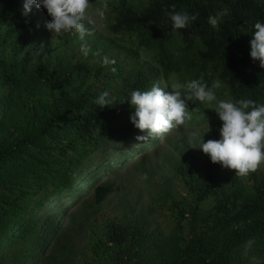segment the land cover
I'll return each instance as SVG.
<instances>
[{
  "label": "trees",
  "instance_id": "obj_1",
  "mask_svg": "<svg viewBox=\"0 0 264 264\" xmlns=\"http://www.w3.org/2000/svg\"><path fill=\"white\" fill-rule=\"evenodd\" d=\"M24 2L0 0V264L38 262L61 222L45 226L38 211L48 199L31 206L34 196L48 192L54 200L95 152L138 132L127 96L150 89L158 73L165 81L174 74L183 82L203 77L209 86L219 79L217 92L227 99L264 103V68L249 55L254 24L264 21V0L113 1L109 28L136 49L124 47L117 55L99 49L92 65L31 57L40 46L31 43L34 22L23 14ZM172 5L198 14L197 20L173 30L165 11ZM225 8L229 14L217 31L209 18ZM139 49L152 54L154 67L139 61ZM105 56L115 64L104 65ZM105 90L114 104L99 107L94 101ZM190 103L191 111L202 110L201 102ZM186 174L190 204L168 192L162 196L174 221L169 237L146 243L139 223L107 220L108 242L102 244L97 231L90 239L102 264H154L147 248L156 264H249L245 251L261 254L256 264H264V175L253 172L244 183L209 156L205 169ZM112 190L111 184L97 186L94 204ZM210 196L215 203L203 207Z\"/></svg>",
  "mask_w": 264,
  "mask_h": 264
},
{
  "label": "rangeland",
  "instance_id": "obj_2",
  "mask_svg": "<svg viewBox=\"0 0 264 264\" xmlns=\"http://www.w3.org/2000/svg\"><path fill=\"white\" fill-rule=\"evenodd\" d=\"M113 1L116 0H108V5ZM99 3L100 0H91L93 8ZM30 14L34 22L31 43L40 46L33 49L31 57L48 56L59 64L70 61L72 64L83 62L92 65L98 60L93 56L99 49H106L109 55L122 53L124 47L126 50L136 49L131 40L111 32L107 15L103 21H97V30L88 37L91 52L84 56L80 51V43L71 35H65L62 44H55V37L52 40V33L45 27L51 18L44 8L33 5ZM138 55L142 64L155 66L150 52L139 49ZM173 76L183 82V77L179 75H171L165 81L161 73H158L154 79L155 84L168 86ZM217 95L218 99H227L218 92ZM187 103L191 119L185 125L158 138L149 136L148 130H139L134 135L118 139L114 146L95 152L85 161L60 196L54 200L48 192L34 196L31 206L44 198L48 199L41 208L43 211H38V215L41 212L45 214V226L52 225L55 220L61 222L56 237L49 242L36 264H102L91 251L90 239L97 231L102 244L108 242L104 225L110 219L139 223L146 233V243H151L153 238L160 242L169 237L174 221L162 196L168 192L179 201L186 200L188 204L193 201L189 185L191 181L186 173L205 169L208 155L190 146L198 140L192 133L196 129L203 132L208 120L210 130L204 133L203 141L218 140L222 124L215 110L205 108L206 105L202 103L200 112L191 111L190 101ZM235 171L231 169L232 176H235ZM255 173L264 175V164ZM235 177L247 183V177ZM108 184L113 186L111 194L101 204L95 205L94 189ZM214 203L215 198L210 196L202 205L211 207ZM187 220L188 217L183 223L184 234L187 231ZM145 252L150 254L147 257L149 262L156 264L152 261L159 259L153 257V250L147 248ZM244 254L249 264L259 263L263 259L259 253L248 255L245 251Z\"/></svg>",
  "mask_w": 264,
  "mask_h": 264
},
{
  "label": "clouds",
  "instance_id": "obj_3",
  "mask_svg": "<svg viewBox=\"0 0 264 264\" xmlns=\"http://www.w3.org/2000/svg\"><path fill=\"white\" fill-rule=\"evenodd\" d=\"M33 5L44 8L51 18L45 27L52 33V40L55 37V44H62L65 35H71L80 43V51L84 56L91 52L88 37L97 30V21L106 18L109 7L108 0H100L94 8L91 0H25L23 14L30 13ZM172 9L171 12L165 11L173 30L187 29L198 18V14L175 11V5H172ZM228 14L227 8L217 11L209 18V24L219 31ZM249 55L264 68V21L254 24ZM102 63L115 64V60L105 56ZM112 70L115 71L114 68ZM221 87L219 79L213 80L209 86L203 77L181 82L173 76L168 86L153 84L146 91L133 90L127 96L128 103L135 109L130 115V121L135 128L148 130L149 136L158 138L185 125L191 119L187 102L199 101L206 105L205 108L215 110L222 121L220 138L203 141L204 133L210 130L207 120L203 132L199 129L193 131L192 136L198 137V140L190 146L202 150L211 162L236 170L235 176L246 177L264 164V103L258 104L252 99H218L217 90ZM114 99L105 90L94 103L104 107L114 104Z\"/></svg>",
  "mask_w": 264,
  "mask_h": 264
}]
</instances>
